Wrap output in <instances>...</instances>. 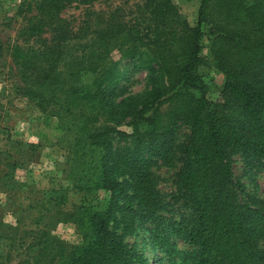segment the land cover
<instances>
[{
    "label": "trees",
    "instance_id": "trees-1",
    "mask_svg": "<svg viewBox=\"0 0 264 264\" xmlns=\"http://www.w3.org/2000/svg\"><path fill=\"white\" fill-rule=\"evenodd\" d=\"M95 1L21 0L14 15L23 23L6 47L22 70L25 91L42 100L35 85L59 92L62 103L78 109L79 137L101 150L96 186L101 181L109 191L107 208L73 205L70 218L80 226L81 240L68 251L67 264H145L111 231L109 219L121 194L126 232L138 211L155 216L159 199L148 169L155 159L172 164L177 152V179L193 214L169 219L166 227L194 247L179 260L264 264V249L255 248L258 240L264 245V200L241 201L231 172L234 154L264 169V0H199L194 26L181 19L172 0H134L128 10L105 12ZM72 4L85 6L81 21L62 15ZM206 26L209 54L203 52ZM113 51L139 56L147 89L112 99L109 92L120 76ZM209 65L224 75L216 99L207 96L200 71ZM83 74L94 75L92 85H80ZM100 111L114 125H97ZM123 122L130 132L117 129ZM179 124L188 127L183 143H177ZM122 172L134 173L131 193L114 177Z\"/></svg>",
    "mask_w": 264,
    "mask_h": 264
},
{
    "label": "rangeland",
    "instance_id": "rangeland-1",
    "mask_svg": "<svg viewBox=\"0 0 264 264\" xmlns=\"http://www.w3.org/2000/svg\"><path fill=\"white\" fill-rule=\"evenodd\" d=\"M172 1L181 19L194 26L199 0ZM20 3L21 0H0V264H67L68 251L81 240V228L70 218L73 205L91 204L105 210L109 191L101 187V181L96 186L102 154L79 137L78 109L62 103L64 97L59 92L52 93L44 86L35 85L36 93H42L44 100L25 91L28 84L21 77L22 70L14 66L6 50L17 40L16 33L23 23L21 17L14 15ZM133 4L134 0H96L94 7L105 12L116 6L128 10ZM84 8L72 4L62 15L78 22ZM205 33L203 52L209 54V26ZM111 58L120 72L115 88L109 92L113 100L148 88L147 73L138 66L139 56L132 59L113 51ZM200 71L207 84V96L216 99L224 75L211 65ZM79 81L80 85L90 86L94 75H80ZM99 113L97 125H114L106 114ZM116 127L130 132L125 122ZM187 134L188 127L179 124L177 143L185 142ZM181 157V152H177L172 164L155 159L148 169L150 189L159 199L155 216H144L138 211L132 231L126 232L118 207L124 203L122 194L111 213V231L142 255L145 264H186L179 256L194 250L187 241L169 235L166 227L169 219L178 221L193 214V206L177 179ZM231 172L233 182L239 183L233 188L241 201L248 196L264 200V169L249 167L239 154H234ZM131 174L134 173L114 176L127 193H131L130 184L134 181ZM255 248L264 249L261 240Z\"/></svg>",
    "mask_w": 264,
    "mask_h": 264
}]
</instances>
